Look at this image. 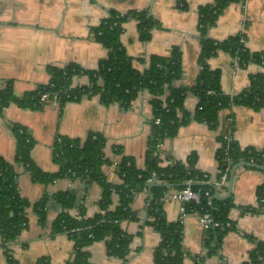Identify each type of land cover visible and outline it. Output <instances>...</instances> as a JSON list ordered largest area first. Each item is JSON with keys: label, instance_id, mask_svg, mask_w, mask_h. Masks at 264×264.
<instances>
[{"label": "crops", "instance_id": "obj_1", "mask_svg": "<svg viewBox=\"0 0 264 264\" xmlns=\"http://www.w3.org/2000/svg\"><path fill=\"white\" fill-rule=\"evenodd\" d=\"M177 1L0 0V89L11 83L16 96L21 98L48 84L53 77L52 68L74 64L83 70H96L110 55V50L96 38L99 26L114 13L123 16L148 10L158 22L150 38L143 40L138 19L128 16L122 24L120 42L139 69L145 67L143 60L151 55L169 56L174 47L180 48L182 74L174 81V87L187 89L185 108L193 115L199 102L191 89L200 73V8L215 0H182L183 6ZM236 34H243L241 40L251 53L264 51V0L229 4L208 29L207 37L223 41ZM206 67L221 72L222 90L230 95L248 88L251 78L264 72L255 62L240 65L234 55L221 49L206 61ZM88 79L74 78V82L88 83ZM152 119L153 106L148 94L140 95L130 107L105 103L98 95L40 108L11 103L0 114V156L14 163L16 137L12 126L21 125L34 139L31 155L36 165L48 174L57 173L61 170L54 157L57 136L83 141L90 133H98L105 140L104 155L108 159L103 167L105 179L117 186L122 182L118 172L122 157H130L138 168H145ZM226 134L241 149H263L264 106L259 110L244 105L225 108L219 114L216 129L191 120L180 127L175 137L162 142L158 152L160 164L186 162L195 153L196 168L215 181L219 172V137ZM16 168L20 194L31 204L47 198L48 215L46 223L41 224L36 211L30 208L28 225L16 240L4 244L0 236V264H8L10 258L19 264H69L74 257V239L66 233H52L53 222L62 210L57 195L69 192L73 196L74 205L69 209L73 216L83 213L92 217L100 211L103 186L99 182L67 178L43 184L33 180L22 165L17 164ZM229 179L226 185L216 188L220 196H227ZM263 184L262 169L243 166L236 171L232 193L227 198L232 197L235 204L229 214L235 230L225 234L215 255H208L210 230L202 227L199 213L187 215L183 223L184 264H244L249 260L256 243L264 241V206H260L258 197ZM118 198V193L113 192L112 207ZM150 199L148 188L138 192L132 207L139 220L123 223L125 231L133 236L128 256L125 259L113 256L105 241H94L86 247L92 264H155L154 251L160 235L148 221ZM249 207L260 212L246 211ZM179 208V202H164L165 218L177 221Z\"/></svg>", "mask_w": 264, "mask_h": 264}, {"label": "trees", "instance_id": "obj_2", "mask_svg": "<svg viewBox=\"0 0 264 264\" xmlns=\"http://www.w3.org/2000/svg\"><path fill=\"white\" fill-rule=\"evenodd\" d=\"M242 0H215L214 3L200 8L199 29L201 35L202 51L200 64L204 66L200 71L193 91L198 96V105L190 115L185 108V95L187 89L174 87V81L182 74V52L174 47L169 56L151 55L143 60L145 67L139 69L132 63V58L125 52L120 36L123 22L128 16H133L139 21L143 40H148L151 31L158 26V22L150 15L148 10L131 12L128 15L112 14L97 29L96 38L109 50L108 58L100 62L96 70H83L71 64L64 68H52L53 77L46 85L37 90L26 93L23 97L16 96L11 83L0 89V114L11 103L23 107L40 108V94L49 89L50 83L58 87H67L76 84L74 78L87 77L88 83L77 85L75 92L81 94V100L98 95L105 103H118L123 107H130L142 94L151 96L153 106V119L150 122L151 130L148 137V150L146 153L145 168H138L130 157H122L118 164V172L122 182L113 186L105 179L103 167L108 163L104 155L105 140L98 133H90L85 140L60 136L65 143L60 146L54 143V148L60 152L54 156L61 166L57 173H49L39 168L32 159L34 139L29 130L21 125H13L12 130L16 137V152L14 163L0 156V236L4 244L17 239L21 231L28 225V210L33 208L39 216L41 224L46 223L48 212L43 200L31 204L20 194L16 165H22L33 180L43 184H50L56 179L66 178L68 170L72 169L88 183L99 182L103 186V195L99 202L100 211L92 217H85L82 213L73 216L69 209L74 205V198L69 192L57 195V202L62 210L52 225V233H66L75 241L74 257L69 264H92L86 247L94 241H105L108 252L120 259H125L131 250L133 236L123 228V223L138 221L139 214L133 210V200L138 192L148 188L151 180L156 176L164 183L177 184L183 188V184L196 177L204 179V174L196 168L197 155L192 153L186 162H174L167 166L160 164L157 154L158 145L167 138L175 137L181 126L191 120L204 122L212 129L219 125V114L225 108L236 105L253 107L256 110L264 106V72H260L251 78L250 86L242 92L234 95L226 94L221 87V72L209 70L206 61L215 55L220 49L238 54L240 65L250 62L263 64L264 51L250 52L241 42L243 34L230 36L223 41H215L207 37L208 29L213 26L220 14L231 3ZM183 6V1H177ZM117 23L116 26L114 24ZM200 25H202L200 27ZM79 84V83H77ZM82 89H85L83 92ZM209 90L214 91L209 94ZM86 96V97H88ZM77 100V101H79ZM160 119L157 123L156 120ZM96 136V138H94ZM220 148L218 150L219 172L216 180H221L230 166L228 158L237 164L243 160L249 161L248 151L252 155L259 156L263 149L247 147L241 149L235 141H231L230 150L226 154L223 135L219 137ZM194 190L201 189V204L196 206L198 213L209 211L216 222L226 224L232 222L229 218L231 209L235 206L232 197L225 200L211 198L215 194L216 187L209 183H198L192 186ZM169 187L155 186L152 189V197L147 206L149 223L160 235V242L154 251L155 264H184L185 252L183 250V224L177 220L169 222L163 211L164 202L160 199ZM113 192H117L119 200L113 205ZM209 192V196L206 195ZM260 206H264V184L258 189ZM193 204H187V210ZM246 211L260 212L254 207L246 208ZM234 225V224H233ZM235 230V226L211 228L208 233V255L218 253L223 238L228 232ZM5 246V245H4ZM5 248V247H4ZM8 264H19L14 258H10ZM244 264H264V241H258L250 251L249 260Z\"/></svg>", "mask_w": 264, "mask_h": 264}, {"label": "built area", "instance_id": "obj_3", "mask_svg": "<svg viewBox=\"0 0 264 264\" xmlns=\"http://www.w3.org/2000/svg\"><path fill=\"white\" fill-rule=\"evenodd\" d=\"M117 23L114 24V26H116ZM202 25H200L201 27ZM242 43H244L243 40H241ZM234 58L236 60L237 63H240V58L238 56V54L236 53L234 55ZM261 68L264 69L263 64H258ZM204 66L203 65H199V70H203ZM78 80L81 79V77L77 78ZM83 83H79V84H74L71 86H67V87H58L55 83H50L49 84V89L45 90L44 92H42L40 94V99H39V104H42V106L45 105H53V106H60V104H62L63 102H67V101H77L81 98V94L78 92L74 91V88L77 85H82ZM83 92L85 91V89H82ZM214 91L209 90V94H213ZM88 96V95H86ZM85 96V97H86ZM157 123L160 122V119L156 120ZM94 138H96V136H94ZM223 140L225 142V152L226 154L229 153L228 150H230V143L232 141V137L229 134L223 135ZM55 142L58 143L60 146H64L65 143L63 141V138L60 136H57L55 139ZM162 143H159L158 145V151L157 154H159V148L161 147ZM60 154V152L58 150H56L54 148V156H58ZM248 156H249V161L250 163H255V164H259L264 166V151L261 152V155L259 156H255L251 154V151H248ZM229 160V164L230 166L227 169V172H231L232 168H233V164L234 161L230 158H228ZM245 161V160H243ZM66 178L68 180H74V179H82L83 177L82 175H78L75 171H73L72 169L68 170V175L66 176ZM229 179L228 173L224 174V176L221 178V180H215L212 181L211 180V176L207 173L204 174V179H200L198 177H196L195 179H191L188 182H186V186H184L181 189H175V190H167L166 192L163 193L162 197H161V201L162 202H179L180 203V208H179V217L178 220L183 224L187 215L189 213H195L198 212L196 209L197 205L201 204V189L198 190H194L192 188V186L194 184H198V183H209L214 185L216 188H220L224 185H226L227 181ZM152 182V180H151ZM157 183H164L163 181L157 179ZM206 195L209 196V192H206ZM261 202H264V199H260ZM187 204H193L194 207H192L191 209H189V211L187 210ZM149 205V204H148ZM199 221L202 225V227L206 230H210L211 228H217V227H229L232 228L234 227L232 222H227L226 224L220 223V222H216L214 221L211 213L207 210L205 212L199 213Z\"/></svg>", "mask_w": 264, "mask_h": 264}, {"label": "water", "instance_id": "obj_4", "mask_svg": "<svg viewBox=\"0 0 264 264\" xmlns=\"http://www.w3.org/2000/svg\"><path fill=\"white\" fill-rule=\"evenodd\" d=\"M243 166H246V167H254V168H259V169H262L264 170V166L262 165H259V164H255V163H250V162H247V161H241L237 164H235L231 170V175L230 176V179H229V189H228V194L227 196H220L218 190L216 189V193L214 195V197L211 198V201H213V199H218V200H224L227 199L228 197H230L231 193H232V188H233V183H234V178H235V175H236V171L240 168V167H243ZM187 184H183V186H186ZM155 186H164V187H169V188H174V187H179L180 185H177V184H170V183H157V178L156 176H154V178L152 179V182H150V184L148 185V190H149V193H150V198H151V194H152V189L155 187ZM151 200V199H150Z\"/></svg>", "mask_w": 264, "mask_h": 264}]
</instances>
